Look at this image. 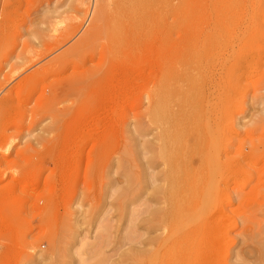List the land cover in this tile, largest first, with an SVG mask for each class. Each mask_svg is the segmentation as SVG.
Segmentation results:
<instances>
[{"label":"rangeland","instance_id":"1","mask_svg":"<svg viewBox=\"0 0 264 264\" xmlns=\"http://www.w3.org/2000/svg\"><path fill=\"white\" fill-rule=\"evenodd\" d=\"M149 3L152 8L150 5L148 6ZM165 3L167 7L158 9L151 0H147L136 8L138 10L130 11L128 8L132 4L129 0H0V112H2L0 120V264H54V261L53 263L51 261L50 252L54 253L57 249L55 243L56 239L61 238V233L58 236L60 238L57 237V234L59 235L61 232L60 227L65 230L66 226H68L67 233L71 232L69 234L77 238L78 242L84 243L79 245L78 242L73 241L75 249L79 247L80 251V248L83 247L80 252L85 255L81 254V259L91 258L92 253L90 255L89 253L93 251L92 248L96 247L99 242L102 246L106 242L108 247L104 245L106 247L104 250L101 249V254H104L107 261L105 262L103 259L100 262L101 258L94 256V253L98 252L96 253L98 256L100 253L96 248V252L93 251L94 259L96 257L100 263L105 262L106 264H115L116 260L119 262V251L126 249L118 248L117 250L116 248L120 247L119 238L122 236L126 238L127 244L132 240L133 244H138L137 248L142 251L137 255L134 264H145L155 250L151 241L155 237L164 236L165 232L158 228L144 231L140 224L124 231L122 222L125 213L120 211L118 197L112 196V193L115 192L114 194L118 195L119 190L125 188L126 174L136 175L144 171L143 164L150 158L146 148L157 145L158 127L145 122L124 128L115 121L119 116L130 114V111L144 113L145 101H126V103H121L122 105L118 104L119 107L116 105L107 108L108 110L106 109L104 112L105 116L109 113L108 116L110 115L114 119L116 125L110 116H106V119H110L109 121L105 122V120L99 119L105 123L100 122L97 118H100V115L104 118L103 112L97 113L100 114L97 116L96 114L90 116L88 117L89 121L88 118L83 121L84 125L81 124L80 128L86 125V121V123H90V120L94 122L81 128L85 130L82 132L81 129L77 130L79 122L74 121L77 120L74 119L75 115L65 114L61 110L67 105L59 104L61 99L59 90L72 72V65L76 67L91 59L90 63L95 65L98 58L110 57L114 54L115 58L119 55L123 56V59L120 56L117 58H119L118 61H124L136 56L138 49L143 50V54L139 52L143 59L145 56L149 57L150 54L146 48L150 42L155 40L151 28L170 23L171 25L168 26L171 27V57L172 63L176 64V67H174L175 64H172V67L176 70L181 65L179 70L171 72V75L174 76L171 82L191 81V77H195L196 80L193 78V81L197 86L204 87L203 90L207 91L204 93L207 99L205 98L203 103L206 112L208 110L212 115L213 111V114L215 113L214 115H217L218 118L223 116V113L229 119L233 117L229 120L224 115V119L221 117L222 119L219 121L212 115L211 121L209 119L206 122V128L211 129L215 137L219 134V137L216 138L218 142L220 140L221 154H224V157L228 155L226 158H231L232 161L234 159V163L238 161L235 164L239 165V169L241 168L233 183L232 180L228 181V183H232L230 186H227V182H223L216 176L215 182L217 183L218 179L219 185H223L221 189L224 187L227 190L223 189L222 197L220 195L216 199L218 201L220 198V213H217L213 203H210L206 215L213 222L217 220L218 228L208 234L193 236L192 239L198 245H203L202 247L209 246L210 243L213 246L217 244L221 247L217 246L219 253L215 259L213 257V264H232L234 263V259H231L233 253H237V250L241 248L239 244L241 240L238 235L245 228L244 231L249 230L250 233L252 231L251 234L255 236L253 247L255 245L262 246L260 249H263L264 253V0H167ZM163 11L165 12L162 13ZM127 12L131 15H128ZM166 14H169L170 18ZM138 30H141L142 33H139ZM116 39L117 41H115ZM128 41L129 44H126ZM148 41L149 44H144ZM117 42H121L122 45L120 43L117 45H121L123 48L121 47L115 53L111 49V45ZM126 46L130 48H126ZM109 52L111 55L108 54ZM199 56L203 61L193 60ZM111 58L113 59V56ZM193 61L195 62L193 63ZM183 65L190 66L189 68L186 66V68L191 72L195 71V73L192 75L188 70V74H186L187 72L182 71ZM180 74L188 76L182 79ZM196 75L201 82L205 83L198 85L197 81L200 82V80H197ZM225 92L228 94H226L228 99L224 98ZM219 107L222 109L221 111ZM52 108L53 110H51ZM55 109L58 111L60 109V111H55ZM174 110L176 109L174 108ZM52 112H54V116L51 115ZM61 112L63 115L65 114L64 117L62 114V116L60 115ZM55 115L62 118L60 120H63L62 124ZM94 118L100 122V126L102 124V127L99 128L98 121ZM65 120L68 123H73L69 126ZM214 121H218L217 124ZM55 122L59 125L55 126ZM108 123L112 124L113 128L108 126ZM212 123L217 126L214 127ZM72 124H75L76 128ZM230 125L235 127L233 136L231 132V136L227 132ZM96 126L97 128H95ZM117 126L120 127V130L114 128ZM138 126H141L140 129L136 132L133 131ZM56 127H58V134L55 131ZM69 127L72 132L76 130L74 131L76 134L69 131L72 136L68 135L69 132H66V136L65 129L68 131ZM218 129L219 133H217ZM59 130L61 131L59 132ZM99 131L107 132H102L104 138L102 135V137L98 136L101 134ZM115 131L117 132L115 133ZM119 131L120 133H118ZM45 132L48 134L46 135ZM49 134L52 136L50 137ZM74 134L76 137L69 145V137L73 139ZM106 134H108L107 137ZM113 134L118 135L113 136ZM94 135L104 141L97 139V136ZM52 137L59 138L52 140ZM47 138L53 142L56 141L53 146ZM63 139L69 140V143L66 141L64 143ZM93 140L102 141V145H100L102 147L99 145L98 147L100 153L103 154L98 155L99 157L97 156L99 151H96L98 148L93 146L97 142L95 143ZM103 142L104 145L108 142L107 146H104L105 148H103ZM56 143H58L57 147L54 146ZM63 143L68 144L69 152L68 149H62ZM71 146L73 147L71 148ZM50 147L56 148L52 150ZM90 148L94 149V153L98 152L95 154L96 156L93 155ZM101 148L104 149V152ZM70 149L74 150H72L73 153ZM223 151L224 153H222ZM89 154H92V157ZM71 155L73 162H70ZM177 155L175 158H178ZM67 156H71V158L67 159ZM223 156L222 158H224ZM96 162L103 164H99V168L100 165L103 168H93ZM192 162L193 167L196 168L197 162L195 160ZM70 163L71 165L73 163L72 167L69 166ZM89 169L92 171L89 172ZM73 170L75 172H71V174L70 171ZM96 170L103 171H100L102 175L97 174ZM85 171L92 173L88 175L89 178ZM145 171L154 177L156 186H163L161 181L162 173L165 171L163 162L157 160ZM100 172L98 171V173ZM97 175L99 176L97 177ZM86 189H89L87 191L91 190L92 193H90L93 197L87 192L91 198L85 197L81 200L80 195H86ZM78 194L79 196H77ZM114 198L116 199L114 200ZM162 203L161 196L155 198L153 194L147 193L128 210H139V217H137L141 221L145 218V208L148 211L159 210L163 208ZM141 204L144 205L139 207ZM75 219L78 220V223ZM83 220L81 227L79 223H82ZM98 223L109 227L108 232L111 236L108 237L110 241L111 239L115 240V244H113L114 241L110 244L109 239L106 241V235H99L101 229H103V233H107L108 229L100 228L101 225L99 226ZM75 224L78 232L76 227H74L75 230L72 229ZM103 224L102 226H104ZM96 228H100V230ZM64 234L63 237L66 235ZM69 234L66 235V239L70 237ZM109 234L107 233V235ZM97 238L102 239L97 242ZM77 240L75 239V241ZM100 244L99 246H101ZM25 246L31 248L26 249ZM87 247H90V250ZM24 251H26L25 255L28 253L35 260L32 257L29 259V256H24ZM25 257L31 261H27L28 259H24ZM192 258L197 262L198 253H195ZM90 260L93 263L89 259L87 263L94 264V260ZM212 260L210 264H212ZM76 261L78 262V258L74 257L69 262L78 264Z\"/></svg>","mask_w":264,"mask_h":264},{"label":"bare ground","instance_id":"2","mask_svg":"<svg viewBox=\"0 0 264 264\" xmlns=\"http://www.w3.org/2000/svg\"><path fill=\"white\" fill-rule=\"evenodd\" d=\"M145 1H147V0H129L130 4H132V5L128 9H130V11H135V9ZM151 1H152V4L154 6H156L158 9H160L164 6L167 7L165 5L167 3V2L165 3V1H167V0H151ZM168 2L170 4V1H168ZM149 5H150V3L148 4V6ZM150 7L152 8L151 5H150ZM151 8L146 7V9H150V10H151ZM136 10H138V9H136ZM164 12L165 11H163L162 13H164ZM168 12H170V10H168ZM99 14L101 15V13H99ZM99 14H98V17L100 16ZM159 14H161V13H159ZM128 15H131V13H128ZM162 15L164 16V14H161V16ZM166 16L167 17L169 16L168 18H170L169 14L168 15L166 14ZM167 17H166V19H167ZM130 18H132V17H130ZM166 24H168L167 21H166ZM168 25H171V23ZM168 25H164V26L159 25V26H155L154 28H151L152 29L151 30L152 35L154 36L153 39L155 38V40L152 43L150 42V44H149V41L144 43V44H146V43L149 44V46L146 48L148 50H146V51H149L148 54H150L149 57L145 56V59H143L142 56L139 54V52H142L143 50H141V49L139 50L137 48L138 49L137 50L138 53H136L137 55L136 56L134 55L133 58L128 59V60L118 61L119 58H117V57H119V56L121 57V55H119V52H118L117 54L119 56H117L115 58V56H114L115 54H114V55H112L113 59L111 58L112 56H110V57H103L102 56V57L98 58L95 65H92V63H90V62H92L91 61L92 59L90 61L87 60L89 62H85L82 65H77L76 67H75V65H72L71 66L72 72L70 73L69 77L66 78L64 85L59 90L60 95H61V99H60L59 104H66L67 105V107H63V109H61L65 114L71 113V114L75 115L74 119H77V120H74V119L73 120L76 123L79 122V123H77V130H78V129H81L83 127L85 128L88 125L89 122L86 123L87 122L86 121L85 122L86 125L80 128V126H82L81 124H83V121L87 120L88 117L94 116L95 114H96V116L100 115L97 113L103 112V114H104V118L101 117V115H100V118L99 117L97 118L98 120L99 119L105 120V122H106V120L109 121L110 119L109 120L106 119V116L107 117L110 116V115L108 116L109 113L106 114V116L104 113V112H106L105 110L109 107H115L116 105H117V107H119L118 104L120 105L121 103L122 104L126 103V101H130V102H132L134 100H137L135 102H138V101L144 102L145 101L144 102L145 103L144 113L141 114L137 111H134L132 113V111H130L131 112L130 114L129 113H127V114L123 113L124 115H122L121 117L119 116V118L115 119L116 123L121 127L123 126L124 128L126 126L130 127L132 125L134 126L135 124L136 125L139 123L143 124L146 122V124L148 123L149 125L156 126L159 129L158 138L156 139L157 145L149 146L148 148H146V152H147V154L150 155V158H149V160H147L146 163L143 164V167H144L143 170L144 171L139 172L136 175L126 174L125 175V183H126L125 188L119 190L118 195H115L114 194L115 192L112 193L113 197L116 196V197H118V200H120V202H118V204L120 203L118 205L120 208V211L125 213V217H124L123 222H122L123 223L122 227H123L124 231L125 230L128 231V230L132 229L133 227H136L140 224V225H142L141 228L144 231H147L150 228L151 229L158 228V229L162 230L163 232H165L164 236L155 237L151 241V244L155 246V250L152 252L150 257L146 260L145 264H210L213 257L215 259V256L218 255V253H219L218 247H220V246H218L217 244H215L213 246L210 243L211 246L209 244V246L202 247L203 245H201V246L198 245L195 242V240L192 239V237L211 233L212 231H214L218 228L219 224H218L217 220L215 222H213L206 215L207 209L209 207L208 205H210V203L211 204L213 203V206L216 208V212L220 213V201H219L220 198L218 201L216 199H218V197H220V195L222 197L223 189L227 190L224 187H222L223 189H221V186H223V185H219L220 183L218 182L219 181L218 179H217L218 184L215 182L216 176H217V178L223 180V182L228 183V181L232 180V183H233V180L236 179V177H237L236 175L238 174V171L241 170V168L239 169V167H238L239 165L238 166L236 165L238 163V161H237V163L235 162L236 163L235 164L234 159L232 161V159L230 158L231 159V161H230L231 163H230L229 162L230 159L226 158L228 155L226 157H224L225 155L221 154L220 140H219V142L217 140V138L219 137V134L216 136L217 137L216 138L215 135L212 133V130L209 129L208 127L206 128L207 120L210 119V121H211V117L215 116L214 115L215 113L213 114V111H212V115H213L212 116L211 113L208 112V110L206 112V109L203 107L204 106L203 105L204 99L206 98L204 93L207 92V91L205 92L203 90L204 87L200 88V86H197L196 82L193 81V78L195 79V77H191V79H192L191 81L190 80L184 81V82L181 81L179 83L178 80L177 81L172 80L173 82H177V83L171 82V79H173V77H174L171 75V72L173 73V71L179 70V67L181 65L179 63H177L180 61H177L176 63L179 64L180 66L178 67V69L174 70L175 69L174 67H176V64H175V62L172 63L171 27ZM142 31H144V30H142ZM123 32H125V31H123ZM147 32H149V31H147ZM139 33H142L141 30L139 31ZM125 34H126V32H125ZM125 34H124V36H125ZM127 34H129V33H127ZM115 35H116V33H115ZM128 36H130V35H128ZM115 37H117V36H115ZM136 38H138V37H136ZM126 40H128V39H126ZM115 41H117V39ZM119 41H122V40H119ZM119 43L122 45L121 42H119ZM119 43L117 42V43H114V45H111V49H113L115 53L118 50H120L121 47L123 48V46L117 45ZM115 44H116V46H115ZM126 44H129V41ZM137 45H141V44H137ZM128 46H130V45H128ZM126 48H130V47L126 46ZM113 50H111V51H113ZM122 53H123V51H122ZM108 54L111 55V52H109ZM142 54H143V52H142ZM144 55H145V53H144ZM200 57L201 56L195 57V58H193V60L194 59H198V60L200 59L201 60ZM125 59H127V58H125ZM195 61H193V63ZM201 61H203V60H201ZM186 63H187V61H186ZM89 64H91V65H89ZM172 64L173 65L175 64V66L172 67ZM192 65H194V64H192ZM186 66L187 65L182 66V71L187 72L188 70H190V69H188L190 66H187L188 68H186ZM200 66H202L201 63H200ZM192 68L194 69L196 67H192ZM196 69H198V68H196ZM190 73L191 74L195 73V71L191 72V70H190ZM196 73H197V71H196ZM174 74L176 75V73H174ZM186 74H188V72ZM192 75H190V76H192ZM197 75H196V77H197ZM180 76L183 77L182 79H184V77H187L188 75L183 76L182 74H180ZM179 79H181V78L179 77ZM197 80H200V78H198ZM203 82H201V80H200V82L197 81L198 85H199V83L201 84ZM206 88H207V86H206ZM226 94L227 93L225 92L224 98L228 99V96H227L228 94L227 95ZM128 104H130V103H128ZM135 106H136V104H135ZM174 108L176 110H174ZM216 108H217V106H216ZM218 109H216V110H218ZM51 110H53V108ZM56 110L57 109H55V111ZM111 110H112V108H111ZM221 110L222 109L220 108V111ZM59 111H60V109H59ZM63 112H61L60 115ZM52 113H51V115L54 116V112H52ZM217 114H218V112H217ZM64 115H63V117H64ZM224 115H225L224 113H223V116H221V114H220V116L223 119H224ZM112 116H114V115H112ZM227 116H228V114H227ZM56 117H58V116H56ZM216 117L218 120L222 119L221 117L218 118L217 115L213 118L216 119ZM225 117H226V115H225ZM1 118H2V112H0V120H1ZM110 118H112V117L110 116ZM226 118L229 119L228 117H226ZM232 118H230L229 120H231ZM58 119L60 121L62 118L58 117ZM92 119H93V117H92ZM95 119L96 118H94V120ZM97 119H96V121H98ZM67 120H68V118H67ZM62 121H60L61 124H62ZM88 121H89V118H88ZM99 121H98V124L100 122H102V121H100V122ZM115 121L113 119V123H115ZM141 121H144V122H141ZM65 122H67V121L65 120ZM91 122H94V121L90 120V123ZM217 122H215V123L217 124ZM71 123H73V122H71ZM71 123L67 122V125H69ZM90 123H89V125H90ZM116 123H115V125H116ZM54 124H55V126L59 125L58 123L56 124V122ZM212 124H214V123H212ZM216 124H214L213 126L215 127ZM60 126H58V127H60ZM69 126H71V125H69ZM91 126H92V124H91ZM106 126H107V124H106ZM108 126H112V124L109 125V123H108ZM119 126L114 127V128H118L120 130ZM219 126H220V124H219ZM58 127H56V130H55L56 132H57ZM100 127H102V124H101V126L99 124V128ZM138 127L134 128L135 130H133V131L136 132V130L140 129L141 126L139 128ZM48 128L52 129L49 126H48ZM95 128H97V126ZM111 128H113V126ZM124 128H123V130H124ZM234 128H235L234 125H232V126L230 125L228 128V131H227L229 133L231 132L232 136L235 133ZM46 129H47V127H46ZM70 130H72V129L70 128V129H68V131H66V129H65V135L66 136ZM86 130H88V129H86ZM123 130H122V132H123ZM49 131L50 130L48 129V132ZM60 131L61 130H59V132ZM74 131H76V130H74ZM74 131L73 132L70 131V132L75 133ZM83 131H85V130H82V132ZM106 131H108V130H106ZM106 131L105 132L102 131V132L107 133ZM117 131H115V133ZM133 131H132V133L134 134ZM139 131H141V130H139ZM70 132L68 135L71 134ZM102 132L99 131V133H101L98 135L99 137L103 134ZM118 133H120V131ZM217 133H219V129H218ZM231 133H230V136H231ZM47 134L48 133H46V135ZM57 134H58V132H57ZM75 134L73 136L74 137L73 139H71V137L68 136L70 143H69V140H67V141L65 140V139H67V137L65 138L64 137L65 135H63V137L65 138V139H63L64 143L67 142L70 145L71 141H73L76 137ZM80 134H81V132H80ZM89 134H91V133H89ZM97 134H98V132H97ZM109 134H110V131H109ZM107 135L108 134H106V137H107ZM114 135H118V134H113V136ZM49 136L51 137L52 135L49 134ZM70 136H72V135H70ZM94 136L96 137L97 135H94ZM98 136H97V139H101V138H98ZM102 136H103V138L105 137L104 135H102ZM53 137H54V135H53ZM53 137H52V140L59 138V137H55V139H54ZM90 137L93 138L91 135H90ZM110 137H112V136L110 135ZM49 138H47V140ZM108 138H109V136H108ZM105 139H107V138H105ZM44 140H43V142H44ZM93 141H95V140H93ZM102 141H104V140H102ZM102 141L98 140V142H97V140H96L95 143L100 142V144L96 143L97 144L96 145L94 143L95 145H93V146H95L94 148H96V149L98 148V150H96V151H99V154H97L98 152H96V151H95L96 153H94V149L90 148L92 150L91 152L94 153V154L92 153L93 155L97 154V156H98V155L103 154L102 152L100 153V149H99V147H102V146H100V145H102L101 144ZM106 141H108V139ZM51 142H52L51 146H53V143H55L56 141L55 142L51 141ZM64 143H63L64 148L62 147V149L67 150L68 144L66 145ZM107 143H105V145H104V142H103V148H105L107 146L106 145ZM57 145H58V143H56V145L54 144V146H56V147H57ZM65 145H66V148H65ZM72 145H74V143ZM98 145H99V147H98ZM222 146H223V144H222ZM56 147H53V148H56ZM72 147L73 146H71V148ZM50 148H52V147H50ZM53 148H52V150H53ZM47 150L49 151V149H47ZM57 150H59V149L57 148ZM72 150L70 149L71 152H72ZM74 150H75V148H74ZM101 150H102V148H101ZM63 151H61V152H63ZM68 152H69V149H68ZM68 152H66V153L68 154ZM72 153H70V154H72ZM222 153H224V151ZM62 154H64V153H62ZM92 154H89V156L91 155V157H92ZM176 154H178L177 155L178 158L177 157L175 158ZM179 154H180V156H179ZM71 156H67V159L68 158L70 159ZM95 156H93V157H95ZM222 156L225 158V160H228V161L226 162L225 160H223L224 158H222ZM98 157H96V158H98ZM67 159H66V161L69 162V160H67ZM72 159H73V156H72L70 162L74 161V160L72 161ZM157 160H160V162H163V166L165 167V171L162 173V180H161L163 182L162 183L163 186H160V187L155 185L154 177L152 175L150 176L145 171V169H147L148 167H151L153 165V163ZM192 160H195L197 162L196 168L193 167ZM66 164H69V163H66ZM96 164H97V162H96ZM99 164H101V163L99 162ZM99 164H97L96 166L94 165L95 167L93 166V168H96V169L103 168V167H101V165H103V164L100 165V168H99ZM72 165H73V163H72ZM72 165L70 163L69 166L72 167ZM97 166H98V168H97ZM57 169L58 168H56V170ZM85 169H86V167H85ZM70 170H72V169H70ZM74 170L77 171L76 169H74ZM74 170L70 171V173L75 172ZM86 171H85V173L87 174V176L89 174H92V173H89L92 171L91 169H89L88 173ZM98 171L100 172L101 170H98ZM98 171H97V174H101V172H103V171H101L100 173H98ZM67 172H69V171H67ZM95 175H96V172H95ZM69 176H72V175H69ZM98 176L99 175H97V177ZM88 178H89V176H88ZM74 179H75V177H74ZM59 180H61V179H59ZM96 180H98V179H96ZM223 182L221 181L222 184H223ZM69 183H70V181H69ZM230 183L231 182H229L227 184V186H230L232 184V183L231 184ZM224 184H226V183H224ZM87 190H89V189H86V191H85L86 195L85 194L80 195L81 200L85 199V197H87V198L89 197L87 192L90 194L91 197H93V195H91V193H92L91 190L90 191H87ZM225 190H224V192H225ZM66 192H67V190H66ZM82 192H80V193L83 194ZM116 192H118V191H116ZM147 193L153 194V196L155 198L157 196H161L163 199V203H162L163 208H161L159 210H154V211H148L145 208L144 209L145 218H143L141 221H139V219H138V217H139L138 211L139 210L137 211V210H128V209L130 206L137 204L139 202V200H141L143 197H145V195ZM79 194L77 196H79ZM75 195H76V193H75ZM83 196H84V198H83ZM91 197H89V198H91ZM73 198H74V193H73V197L71 198L72 201H73ZM115 199L116 198H114V200ZM238 199H241V198L238 197ZM118 200H116V201H118ZM90 203H91V201H90ZM76 205H77V203H76ZM143 205L144 204H141V205H139V207L143 206ZM78 207H79V205H78ZM126 210H128V211H126ZM75 221H76V219H75ZM64 222H65V220H64ZM81 222L82 223H79V224H81V227H82L84 220ZM136 222H137V224H135ZM68 223H67V225H68ZM73 223H75V222H73ZM98 224H99V226L100 225L102 226L103 223H98ZM62 226H64V225L62 224ZM78 226H80V225H78ZM96 226L99 227L98 225H96ZM101 226H100V228H106V229L109 228L106 225H104L105 227L104 226L101 227ZM67 227L68 226H66V229H67ZM74 227H76L75 229L77 231L78 228H77L76 224L72 227L73 230H75ZM100 228H96V229L100 230ZM60 229H61V232H59V235L57 234V237L60 236V233H61V236H60L61 238L58 237L60 239L59 240L56 239L57 241L54 238V240L56 241L55 245L57 246V247L56 246H54V247H56L57 249L55 250V252L53 251L54 253H51L52 251L50 252V254H51L50 257H51L52 263L54 261V264H72V263H70L71 260L74 259V257H76V258H78V262L76 261V263H78V264H84L85 262H86V264H88L87 263L88 259L91 263H93V262L90 259H93L94 264H98V263L99 264H106L105 262L107 260H106V258H104V256H103L104 254H101L102 253L101 249L104 250V247H106V246L108 247V245L105 242L104 245H106V246H104V245L102 246L100 244L101 242L98 241L102 238H100V239H98V238L100 237L99 236L100 234H103V235L107 236V238L105 236L106 241H107L109 239L108 236H111L108 232L109 229L107 231L105 230L109 235H107V233H105V232H104L105 233L104 234L103 229H101L102 231L101 230L99 231L100 233L98 232L99 235H98V238L96 239L97 242H99L97 244L98 247L96 246V247L92 248L93 251L95 250V248H96V250L99 249V251H100L99 256L96 254V253H98V252H96V250H95L96 253H94V256L96 255L99 259L101 258L100 262H101V260L104 259L103 261H105V262H103V263H100L98 258H96V257L94 259L92 250H91L92 252L89 253V255L92 253L91 258H88L87 260L81 259L80 256H81V254H83V252H80V251H82L81 249H83V247L81 246L82 248H80V251H79V247H77L78 249L77 248L75 249V245L73 243V241L78 242L77 238L70 235L69 233H71V232L67 233L66 229H65L66 232H65V230H63L64 228L60 227ZM244 229H242V230L244 231ZM69 230H70V228H69ZM63 231L66 235L69 234L70 237H67V239H66L65 238L66 235L63 233ZM243 231L241 232L240 235H238L239 240H241L239 242L241 248H239V250H237V253L236 252L233 253L231 259H234V263H232V264H264V253L262 251L263 249L262 250L260 249V248H262V246L258 247L255 245L253 247V240H254L255 236L253 234H251L252 231L250 230L251 233L248 232L249 230L248 231L246 230L247 232L246 231L243 232ZM63 234L65 235V237L62 236ZM105 238H103V239L105 240ZM75 239L77 241H75ZM104 240H102V242ZM108 241L110 242V244L113 243L112 241H114L113 244H115V240L111 239V241H110V239H109ZM119 241H120V244H119L120 247H116L117 250H118V248L120 250L122 248H126V249L124 251H119V254H120L118 256L119 262H118V260H116L114 262H116L118 264H134L133 262L136 259L137 255L142 253V251H140L137 248L138 244L134 245L132 240L129 241L130 245L127 244L126 243L127 240L124 236L120 237ZM78 243H79V245L84 244V243L82 244V242L81 243L78 242ZM99 244L101 246H99ZM242 246H243V248H242ZM29 247L25 246L26 249H29ZM87 248L89 249L90 247H87ZM26 251L23 252V255L28 257L29 256L28 253L26 255L24 254V253H26ZM21 252H22V250H21ZM114 252L117 254L116 250ZM195 253H198V256H199V259L197 262H195L192 258V256ZM83 255H85V253ZM86 255H87V257H89V255L87 253H86ZM101 255L103 258L100 257ZM27 257H25L24 259H26ZM30 257L33 258V256H29L28 258L30 259ZM52 257H54V258H52ZM21 259H23V258H21ZM29 259L27 261H31ZM217 259H219V258H217ZM73 261H75V260H73ZM96 261H98V262L95 263ZM212 264H213V260H212Z\"/></svg>","mask_w":264,"mask_h":264}]
</instances>
